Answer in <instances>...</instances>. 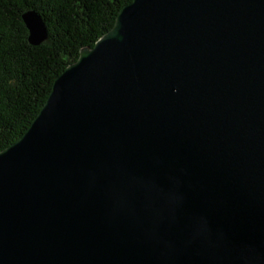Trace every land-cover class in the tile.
I'll list each match as a JSON object with an SVG mask.
<instances>
[{"label": "water", "instance_id": "1", "mask_svg": "<svg viewBox=\"0 0 264 264\" xmlns=\"http://www.w3.org/2000/svg\"><path fill=\"white\" fill-rule=\"evenodd\" d=\"M0 264H264V0H133L83 47L0 152Z\"/></svg>", "mask_w": 264, "mask_h": 264}, {"label": "trees", "instance_id": "2", "mask_svg": "<svg viewBox=\"0 0 264 264\" xmlns=\"http://www.w3.org/2000/svg\"><path fill=\"white\" fill-rule=\"evenodd\" d=\"M133 0H0V152L19 141L48 100L56 78L115 25ZM36 10L49 30L29 41L23 14Z\"/></svg>", "mask_w": 264, "mask_h": 264}]
</instances>
